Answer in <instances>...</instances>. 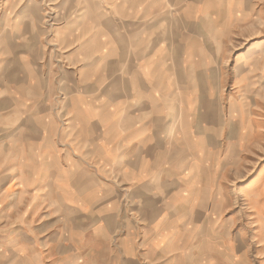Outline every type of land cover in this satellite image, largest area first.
Returning a JSON list of instances; mask_svg holds the SVG:
<instances>
[{
    "label": "crops",
    "instance_id": "crops-1",
    "mask_svg": "<svg viewBox=\"0 0 264 264\" xmlns=\"http://www.w3.org/2000/svg\"><path fill=\"white\" fill-rule=\"evenodd\" d=\"M81 9L41 62L39 173L24 198L25 215L54 220L57 236L45 244L25 228L9 240L11 260L234 264L224 234L236 220H225L224 195L208 191L206 157L223 151L226 44L256 38L264 0H86Z\"/></svg>",
    "mask_w": 264,
    "mask_h": 264
},
{
    "label": "rangeland",
    "instance_id": "rangeland-1",
    "mask_svg": "<svg viewBox=\"0 0 264 264\" xmlns=\"http://www.w3.org/2000/svg\"><path fill=\"white\" fill-rule=\"evenodd\" d=\"M85 2L0 0V264H22L11 260L17 252L14 242H9L24 239L25 228L45 244L57 236L54 220L25 215L24 198L29 196L31 176L39 173L34 145L45 122L41 104L46 101V70L41 69V62L47 53L49 58L55 56V39L78 11H84ZM256 25L260 33L255 39L226 44L231 54L223 62L221 78L223 151L209 152L206 157L208 191L224 195L225 220L232 216L236 220L224 234L229 245L225 259L234 264H264L263 19ZM235 61L246 66L232 71ZM214 76L220 80L219 73ZM234 81L238 84L232 90ZM231 97L240 102L241 115L234 105L238 120L226 117Z\"/></svg>",
    "mask_w": 264,
    "mask_h": 264
},
{
    "label": "bare ground",
    "instance_id": "bare-ground-1",
    "mask_svg": "<svg viewBox=\"0 0 264 264\" xmlns=\"http://www.w3.org/2000/svg\"><path fill=\"white\" fill-rule=\"evenodd\" d=\"M245 60V59H244Z\"/></svg>",
    "mask_w": 264,
    "mask_h": 264
}]
</instances>
